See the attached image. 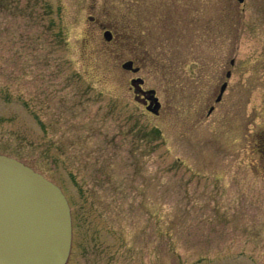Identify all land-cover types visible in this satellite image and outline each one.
Instances as JSON below:
<instances>
[{"label":"rangeland","instance_id":"1","mask_svg":"<svg viewBox=\"0 0 264 264\" xmlns=\"http://www.w3.org/2000/svg\"><path fill=\"white\" fill-rule=\"evenodd\" d=\"M263 144L264 0H0V153L62 189L67 264H264Z\"/></svg>","mask_w":264,"mask_h":264},{"label":"water","instance_id":"2","mask_svg":"<svg viewBox=\"0 0 264 264\" xmlns=\"http://www.w3.org/2000/svg\"><path fill=\"white\" fill-rule=\"evenodd\" d=\"M103 36L110 40L112 33L105 29ZM121 66L139 69L132 60ZM142 82L140 77L131 80L136 91ZM142 92L150 100L146 109L157 114L155 90ZM71 240L70 207L59 186L16 158L0 154V264H66Z\"/></svg>","mask_w":264,"mask_h":264},{"label":"flooded vegetation","instance_id":"3","mask_svg":"<svg viewBox=\"0 0 264 264\" xmlns=\"http://www.w3.org/2000/svg\"><path fill=\"white\" fill-rule=\"evenodd\" d=\"M226 74H228L227 76H230V72H229V71H227ZM223 82L226 83V87H227V81H224V80H223ZM223 82H222V83H223ZM226 87H225V90H226ZM131 88H132V91H133L134 96H137V98L141 100V101H140L141 104L143 103V105L145 106V103H146V104L149 103V100L145 98V95H144L141 91H139V92H137V93H134V88H133V87H131ZM137 88H138V90H141V88H142L143 90H145V88H143L142 85H141V88H140V87H137ZM225 90H224V91H225ZM224 91H223V93H222V95H221V97H220V99H219L218 101H216L215 98H216V96L218 95L219 91H218V93L215 95L214 101L211 102V104H210V106H209V109L211 108V110H210L209 113H211V111H213V110L216 108V104H218V103H220L221 101H223L222 99L224 98V96H223V95H224ZM262 149H264V144L261 146V149H260V150L262 151Z\"/></svg>","mask_w":264,"mask_h":264},{"label":"trees","instance_id":"4","mask_svg":"<svg viewBox=\"0 0 264 264\" xmlns=\"http://www.w3.org/2000/svg\"><path fill=\"white\" fill-rule=\"evenodd\" d=\"M128 22H130V18H129V21H128ZM126 26L128 27V26H130V25L127 23ZM126 30H128V29H126ZM131 30H132V29H131ZM135 35H136L135 32H130V33H128V39L134 38Z\"/></svg>","mask_w":264,"mask_h":264}]
</instances>
